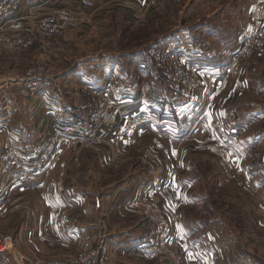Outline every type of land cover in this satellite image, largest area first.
Wrapping results in <instances>:
<instances>
[{"label":"crops","instance_id":"0c3cea01","mask_svg":"<svg viewBox=\"0 0 264 264\" xmlns=\"http://www.w3.org/2000/svg\"><path fill=\"white\" fill-rule=\"evenodd\" d=\"M56 1H67L71 6H79V0ZM212 1L211 9L216 5L218 8L208 14L206 22L198 24L200 30L193 26L190 30L174 34L173 38L190 41L193 47L201 50L198 65L206 68L205 73L208 75L226 66L239 48L241 36L236 43L230 44L238 33L229 36L226 25L229 23L239 28L242 24L246 26L249 9L255 3L264 9V0ZM139 3L144 5L145 0H135L134 8ZM121 5L116 0H97L94 10L79 13V18L70 30L73 27L82 30V25L86 24L85 27L90 28L89 33L96 36L92 18L99 17L106 22V18L101 15L110 13L111 9L126 8ZM95 22L102 25L99 20ZM84 38L89 39L88 35ZM33 47L37 48L39 44L35 43ZM4 53L2 51L0 55ZM248 58L247 64L242 62L238 67L228 91L233 93L236 101L249 96L253 103L258 98L264 99V78L256 84L252 74L254 69H264V49L249 53ZM76 63L65 70L51 72L42 80L36 96L32 98L21 92L23 74L15 72L0 76V120L7 121L8 127L23 142H32L36 146L38 139L52 131L62 120L81 119L77 115L78 108L93 104L89 98L83 100L81 88L88 93L99 91L117 101V104H128L129 109H122L124 111L141 113L154 110L160 123L152 130L141 128L129 137L121 146V158L112 157V147L107 143L101 145L103 156L95 147L70 150L40 178L23 179L12 185L0 195V225L7 229L5 231L0 227V235L12 233L19 243L20 240H27V247L33 254L52 255L59 254L73 244L80 250L86 232L94 236L105 234L114 250L113 264H171L165 254L152 246L153 226L145 219L134 200L139 185L156 184V198L168 209L175 242L179 241L177 244L184 254L183 264H264V153L260 160H244L242 163L241 159L239 163L241 169L244 167L246 170H243L242 182L245 180V184L250 183V187L257 191L256 197L260 203L257 209L259 219L251 234L252 244L246 250L236 239L224 241L222 234L218 236L216 230L191 224L183 212L187 202L192 200L188 194V184L191 182L188 180L186 184L182 172L184 151L188 154L192 135L190 139L181 136L194 128L196 115L200 112L195 110L196 102L198 99L202 101L204 92L194 93L184 100H178V97L174 100L166 79L165 83L155 80L151 84H141L138 88H125L121 90V93H125L121 96L115 90L118 89L117 85L127 87L136 82L119 72L117 65L106 66L93 59L83 58H78ZM117 73H120L119 79L123 76L129 80L128 83L121 84L116 80ZM62 87L69 94L60 91ZM222 98L219 99L220 104H223ZM250 111V120L243 123H240L242 117L238 118L237 107H222L216 118L219 137L241 148L245 154L264 143V127L257 130L249 128L264 119V103ZM89 113L84 117L89 116ZM171 121L174 123L170 124ZM150 124L153 126V123L146 122V126ZM168 126L170 130L166 129ZM102 128L114 129V132L117 130L115 124H104ZM73 156L80 160L75 161ZM105 162L107 164L103 166ZM68 179L75 181L68 182ZM78 185L86 187L79 189ZM35 189L38 190L36 194ZM31 210L34 213L31 217L38 221L35 226L23 222L27 218V211L31 213ZM0 264L17 263L11 254L0 253Z\"/></svg>","mask_w":264,"mask_h":264},{"label":"rangeland","instance_id":"374dc122","mask_svg":"<svg viewBox=\"0 0 264 264\" xmlns=\"http://www.w3.org/2000/svg\"><path fill=\"white\" fill-rule=\"evenodd\" d=\"M116 2L121 3V6L126 8L111 9L110 13L104 12L101 16L102 18H106V22L102 19H98L99 17L92 18L91 24L95 26V31L97 33L96 36L91 35L89 33L90 28L85 27L86 24H83L82 30L73 27L65 33V36L62 34L56 37L47 56H44V54L41 55L40 48L33 47V45L25 49L18 48L8 52L7 50H4L6 53L0 55V76L9 75L10 73H20L22 75L27 67L42 61H47L50 64L52 72L58 69L65 70L66 68H69L70 65L77 64L76 62L78 58H83L86 60L93 59L94 62H99V64L103 63L106 66L113 64L117 65V70L119 72L133 78L136 82L133 86L126 87V85H117L118 89L115 90L118 94H121V96L125 94L121 93V90H124L125 88H138L141 84H151L155 80L165 83L164 80L167 79V83L169 84L168 74L159 70L157 65H154L155 62H153L151 48L156 44L168 43L174 38V34L179 33L181 30H190L193 26H196V30H200L198 24L206 22L208 20V14L210 15L212 11L217 10L218 8V5H216L213 7L214 9H211L213 3L212 0H161L158 4L152 6L149 5V0H145L144 5L139 3L135 8V0H116ZM96 5L93 8L87 9V13L94 10ZM252 7L253 5L250 9ZM141 16L142 18H139ZM95 20L101 21L100 24L102 25L99 26V23H96ZM226 26L228 28L226 27L225 30L229 33V36L238 33L233 40L234 42H230V44L236 43L240 38L245 25L242 24L239 28L237 25L235 26L228 23ZM238 29L239 32H237ZM70 31L71 35H69ZM231 32H233V34H231ZM87 35L89 38L88 40L84 38ZM71 36H73L72 39H70ZM75 38H77V40ZM66 42L71 43H68L67 45ZM143 53L150 57V63L153 67L149 65V62L144 58ZM248 55L249 53L238 57V61L235 64L234 74L226 79L219 77L216 78V82H211L209 81V75L204 73L205 81L201 82L202 86H204L201 90L204 92L202 93L203 97L201 99L202 101L198 99L196 102L197 108L195 109L200 112L196 115L194 128L191 129L189 133H184L185 135L181 136L190 139L189 136L192 135V139H190L192 145L188 149V154L186 153V150L184 151V169L182 170V172L184 171L183 178L185 179L186 184H188V180L191 182L188 184V194L192 198V200H190L191 202H187L184 207V215H186V218L193 225H204L206 228L216 230L218 236L222 234L221 237L224 241H232L236 239L246 250L249 249L252 244L250 242L251 234L252 231H254L257 220L259 219L257 216V214H259L257 209L260 208V203L257 201V191L254 190L252 186L250 187V183L249 185L245 184V180L242 182V173L245 169L244 167L241 169L239 163L241 162V159L243 160L242 163L244 160H248L249 162L252 160H260L262 153H264V143L261 147H253L252 150L250 149V152L249 150L248 152L245 151L247 152L245 154L244 150L241 148L238 149L236 146L223 140L226 143V150L229 151L228 163L230 164V167L226 168L224 166L225 161L220 153L218 139L216 138V136L219 137L217 134L218 126L216 118L219 117L218 115L222 107H237L238 118L242 117L240 123H243L244 121L250 120V109L257 107L260 103H264V99L259 98L256 102L252 103L251 100L253 99L249 96H245L236 101L234 100L233 93L228 91V85L236 76L238 67L242 62L245 64L248 63ZM199 60L200 59H196L197 64ZM106 74L107 73H104V75ZM109 74L110 73L107 75ZM119 74L117 73L118 77L116 80L121 84H127L129 80L124 79L123 76H121L122 79H119ZM252 74L254 75L257 84L259 83V80L264 78V69L263 71L254 69ZM207 83L208 88L205 85ZM62 88L60 91L68 93L67 89L64 87ZM240 91L242 90H239V92ZM81 92L83 100L89 98L94 105L99 99L97 97L99 91H93L91 96L89 94L86 95V92L82 90V88ZM172 93V97L175 100L177 96L175 95V92L172 91ZM35 96L36 95L32 97ZM220 98H222L223 104H220ZM110 99L113 103H117V101L113 100L111 97ZM119 104L123 105L122 109L126 110V108H128V104L121 102ZM147 108L150 109L149 107ZM151 111L152 110L150 109V112ZM132 114L139 113H134L132 110ZM108 124L111 123L108 122ZM150 125L146 126V122L145 124L142 123L141 127L136 131L141 128L152 130L155 126H158L157 124H153V126ZM262 127H264V119L260 121V123H256V125H250L249 128L251 130H257ZM166 129L170 130V127L168 126ZM247 138H249V136H247ZM124 143L125 142L120 144L119 151L114 147V142L107 143L112 147L111 155L114 159L121 158V146L124 145ZM101 145L102 144L92 148L97 149L99 154L103 156L104 151H102ZM82 148H89V146ZM73 157L75 158V156ZM134 158L136 157H133V159ZM75 159L77 162L80 160L78 158ZM75 161L73 163H75ZM106 164L107 163L105 162L103 166ZM73 181H75V179H68V182ZM78 187L79 189H83L86 186L78 185ZM138 187L135 190L134 196H136ZM37 191L38 190L35 189V194ZM166 210L168 211L167 207ZM29 211H27V218L25 217L26 220L24 219L23 222L26 225L32 224L35 226L38 221L36 222V220L31 217L34 216L32 210L31 213ZM144 217L148 221L145 215ZM0 227L4 228L5 231L7 230L2 225H0ZM5 235L13 236L16 244H19L21 249L30 253V249L26 244L27 240H20L19 243L12 233H4L0 235V237ZM173 237L176 240L174 233ZM176 247L180 253L182 252L184 261L183 251L180 250L181 246L176 244ZM80 251L81 250H78V247L73 244L70 247L65 248L64 251L58 252L59 254L49 255L47 253L41 255L46 257L68 256L80 254ZM165 257H168L171 260V264H173V260L169 255L165 254Z\"/></svg>","mask_w":264,"mask_h":264},{"label":"built area","instance_id":"2783aa9c","mask_svg":"<svg viewBox=\"0 0 264 264\" xmlns=\"http://www.w3.org/2000/svg\"><path fill=\"white\" fill-rule=\"evenodd\" d=\"M160 1L149 0V5ZM96 4L97 0H79L78 7L71 6L67 1L56 0H0V51L25 49L37 43L41 55L47 56L54 39L73 26L79 13ZM192 45L190 41L172 39L151 48L154 65L168 74L169 85L178 100H184L192 93H202L204 87L201 82L206 68L196 62L201 50ZM262 49L264 9L255 3L242 31L238 50L225 67L211 72L209 81L216 82V78L232 76L239 56ZM51 72L47 61L27 67L22 77L21 92L27 97L36 95L42 80ZM205 85L208 88V83ZM97 97L96 107L89 116L82 120H62L52 131L39 138L36 146L32 142H23L8 127L7 121L0 120V195L23 179L40 178L70 150L114 142V147L119 151L120 144L131 137L142 123H160L155 112L132 114L131 111L122 110L120 104L113 103L103 93L99 92ZM108 122L115 124L116 132L114 129L102 128ZM216 138L225 161L224 166L228 168L229 151L226 150V143L218 136ZM157 189L156 184L141 185L134 200L153 226L152 246L160 253L169 255L173 264H183L182 252L176 247L179 241L174 243V228L168 211L156 198ZM80 250L77 255L46 257L21 249L11 235L0 237V253L11 254L17 264H113L114 250L105 234L94 236L90 232L84 233Z\"/></svg>","mask_w":264,"mask_h":264},{"label":"trees","instance_id":"16d2710c","mask_svg":"<svg viewBox=\"0 0 264 264\" xmlns=\"http://www.w3.org/2000/svg\"><path fill=\"white\" fill-rule=\"evenodd\" d=\"M144 52V51H143ZM145 53V52H144ZM143 53V56H144V58H146L147 59V61L149 62V65L150 66H152L153 67V65L150 63V57H148L146 54H144ZM86 92V95H90L91 96V92H87V91H85ZM95 107H96V105H94V104H87V105H83V106H80L79 108H78V116L79 117H81V119H85V115H87L90 111H92V110H94L95 109Z\"/></svg>","mask_w":264,"mask_h":264}]
</instances>
